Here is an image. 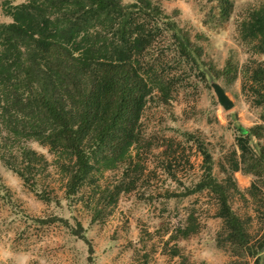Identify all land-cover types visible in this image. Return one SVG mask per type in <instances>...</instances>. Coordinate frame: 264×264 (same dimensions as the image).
<instances>
[{
	"label": "trees",
	"instance_id": "obj_1",
	"mask_svg": "<svg viewBox=\"0 0 264 264\" xmlns=\"http://www.w3.org/2000/svg\"><path fill=\"white\" fill-rule=\"evenodd\" d=\"M217 2L228 19L231 0ZM4 12L12 22L0 24V160L34 189L49 162L26 143L49 148L66 176L67 198L84 187L101 192L93 209L99 217L130 188L123 183L101 187L97 176L134 164L138 153L132 151L144 141L141 118L149 100L156 94L162 102L170 99L171 73L163 69L166 53L161 55L159 47H172L170 56L187 68L184 72L202 79L216 78L211 66L203 60L202 47L151 0H25L5 4ZM240 34L254 53L264 55V4L249 13ZM231 68L227 63L220 73L230 74ZM243 75L242 91L262 109L264 123V62L250 61ZM263 130V125L239 127L240 154L231 156L228 166L264 187V143L252 146ZM198 148L203 176L185 196L213 193L223 222L220 242L244 264H264V231L253 239L246 221L229 205L230 184L235 187L231 177L217 181L210 154L203 145ZM256 190L253 185V197ZM191 225L189 220L179 230L182 238L195 232ZM172 255L179 264H190L176 247Z\"/></svg>",
	"mask_w": 264,
	"mask_h": 264
},
{
	"label": "rangeland",
	"instance_id": "obj_2",
	"mask_svg": "<svg viewBox=\"0 0 264 264\" xmlns=\"http://www.w3.org/2000/svg\"><path fill=\"white\" fill-rule=\"evenodd\" d=\"M151 1L202 47L203 60L216 78L184 72L187 68L170 56L172 47H159L161 55L166 53L163 69L171 73L170 99L162 102L156 94L149 100L141 118L144 141L132 151L133 156L138 153L134 164L97 176L101 187L123 183L124 189L130 188L99 217H94L93 209L101 192L93 194L84 187L67 198L66 176L54 165L49 148L26 143L49 162L34 189L0 160V264H179L172 255L174 247L190 264H244L220 242L223 222L215 195L205 190L185 196L203 176L198 144L212 158L213 177L224 182L230 176L235 184H230L228 198L232 210L246 221L254 240L263 235L264 187L251 175L231 172L228 163L240 154L239 127L264 126L262 109L242 91L245 65L264 62V55L254 53L240 34L241 23L264 0H231L228 19H223L217 0ZM24 2L0 0V24L12 22L5 4ZM227 63L231 73L221 74ZM214 83L233 102L231 110L219 104ZM261 134L260 139L253 138V147L264 143V130ZM253 185L255 197L250 193ZM189 220L195 232L182 238L179 230Z\"/></svg>",
	"mask_w": 264,
	"mask_h": 264
},
{
	"label": "water",
	"instance_id": "obj_3",
	"mask_svg": "<svg viewBox=\"0 0 264 264\" xmlns=\"http://www.w3.org/2000/svg\"><path fill=\"white\" fill-rule=\"evenodd\" d=\"M213 90L217 96L219 104L225 109V110H231L233 108V102L228 98L223 88L217 84L214 83L212 85Z\"/></svg>",
	"mask_w": 264,
	"mask_h": 264
}]
</instances>
